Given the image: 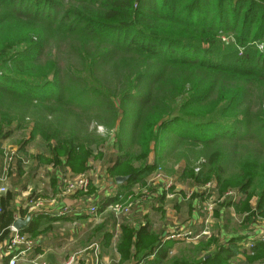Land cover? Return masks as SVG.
<instances>
[{
    "label": "trees",
    "instance_id": "trees-1",
    "mask_svg": "<svg viewBox=\"0 0 264 264\" xmlns=\"http://www.w3.org/2000/svg\"><path fill=\"white\" fill-rule=\"evenodd\" d=\"M4 26L11 30L0 35V135L7 130L3 137L11 136L14 124L24 126L32 108L43 109L35 133L71 147V153L96 141L64 132L60 121L51 120L58 106L81 108L80 118L94 110L110 113L118 150L110 171L115 178L129 175L126 184L138 177L118 168L131 160L135 144L142 149L138 158L145 160L153 151L155 161L179 142L216 145L205 156L207 177L256 196V211L264 215V0H0V29ZM220 33L235 34L237 45L214 54L205 45H213ZM54 43L67 44L82 60V70L72 73L75 86L64 85L57 65L47 73L37 71L47 55L52 57ZM108 65L126 82L118 85V79L116 98L105 100L88 79ZM223 150L241 162L238 174L225 176L223 163L218 164ZM117 199L106 196L100 208ZM13 200L12 191L0 197L3 235L15 220ZM36 219L22 232L33 236L42 221ZM134 234L124 229L117 246L122 255L145 251L146 233L139 231L135 240ZM258 245L263 253L252 260L264 256V244ZM221 252L226 256L202 258V264H230L235 240ZM146 254H155L154 260L168 257L161 242L140 257Z\"/></svg>",
    "mask_w": 264,
    "mask_h": 264
},
{
    "label": "rangeland",
    "instance_id": "rangeland-1",
    "mask_svg": "<svg viewBox=\"0 0 264 264\" xmlns=\"http://www.w3.org/2000/svg\"><path fill=\"white\" fill-rule=\"evenodd\" d=\"M9 30H11V27L9 26L2 27L0 29V35ZM235 37L236 35L232 33H220L217 37L218 39L213 45L205 46L214 54H224L231 49L226 48V46L233 45V47H236L237 44ZM257 45L260 50L263 49L262 43H258ZM50 52L52 57L47 55V57L44 58L38 66V73H47L52 67L57 65V67L61 69V81L64 85H67L70 82L72 83L71 86H75L77 76L72 73H74L77 69L82 70V60L78 59L72 49L67 44L63 43L60 44L59 47H57L56 43L52 44L49 48V53ZM52 77L53 76H51V79ZM124 78L125 77L120 74H116V67L108 65L97 70L94 77L92 76L91 80H88L92 82L94 87H97L102 91L105 100H109L116 98L117 80L120 79L118 85H122L126 82ZM57 109L55 110L58 114L57 117L52 116L51 120L56 121L57 119L60 121L64 132L74 131L77 133H85L83 135H89V138L96 141V143L88 144L86 146L77 145L70 153L71 147L63 146L55 139L50 141L43 139L39 134L37 135L35 133L34 127L36 119H39L41 122L44 116V110L38 108H32L30 113H26L27 116L24 121V126L19 127L17 124H14L12 128H10L12 130L11 136L6 138L3 137L7 132V130H4L0 135V155L3 148H15L18 151V159L15 165L14 176H12V185L13 187H18L16 198L19 208L28 211V209L32 207V205L37 202L39 198L48 202L62 201L65 198V195H63V192L66 189V183L64 182L65 178H71L75 175L85 173L90 177L89 185L87 187L89 197L88 202H90V204H95L98 207L97 213H101L102 217H106V220L109 219V217H114L115 225L116 218L113 210L116 204L122 205L124 203H133L130 212L123 215L124 217L121 216L122 218H125L126 216L129 217L131 213L137 211L138 206L148 202L151 195L156 194L158 185L153 183V178L156 175L157 169L161 168L167 179L172 180L173 183H175L176 180L174 177H171V175H178L177 178L180 179V183L185 187L184 199L189 203L187 204L186 212L187 220L190 218V214H192V212L197 213L199 212L198 210H203L208 207L209 203H212L214 207L212 219H214L216 208L219 209L221 206H226L234 209V215L231 214V216L229 215V217H227V219H234L232 223H228V226L233 228H243L244 226L246 227L252 222L257 221L259 223L264 222V215H260L259 211H256V196H252L250 198L248 197V193L237 192L236 187L234 186L226 188L224 185H220L215 179L207 177V168H205L206 165H204L206 163L205 156H209L214 153L218 147L216 145L209 148H204L202 145H199V147L190 146L187 144V141L179 142L168 155L164 154L162 159L159 158L157 161H155L153 151L145 160L138 158L137 156L142 152V149L136 144L133 145L131 160H127L124 165L120 166L118 168V172L122 173L131 171L134 172L138 178L131 181L129 186H127L126 189L120 193L111 191L112 194L110 196H118V199L109 206L103 209L100 208L102 200H100V202L99 200L96 201L95 197V193H97V191L101 192L102 190L100 188V181L97 183L95 177L97 168L102 167V169L106 168L107 170L105 173L107 177H105V181H103L105 187L109 186L108 182L110 180L112 181L111 184H113V187H118L115 181V175L113 174V171H110L111 167H113L115 163L114 157L118 154V150L114 145L117 134L116 124L111 122L110 119L112 116L110 113L100 114V112L94 110L92 113L95 114H81L84 117L80 118L77 116V113L81 108L77 110V108L69 107L62 110V107L58 106ZM71 111H73V113H71ZM77 117H79V119ZM68 152L70 153V157L67 156ZM188 159L192 160L190 165L188 164ZM221 163H223V167L226 170L225 176L238 174L241 162H238V158H234L233 155L226 150H223V154L218 161L219 165ZM29 173L31 174V177H27ZM206 183L213 184L214 187L211 192L200 190V192L195 195L194 191L191 190L193 186L201 187ZM23 185L26 187L23 188ZM231 191L240 194V199H223V196ZM169 193H171L170 189L167 191V194ZM173 193H175V190ZM188 196L189 198L187 199ZM195 199H198L197 203L194 205L190 203ZM97 202L99 203L97 204ZM39 214H43V212H40ZM139 215L141 214L139 213ZM67 218L69 217L62 218L60 220L62 225L65 226ZM98 220H100L99 217H96V220L92 221L87 233L94 235L95 230L99 235L97 236L95 234L93 237H89L88 242L95 243L102 239V244L104 243L109 248L112 242L110 239L111 236H113V240L115 238L116 246H118V238H116L115 232L113 233L111 231H107L108 228L114 227L111 226L113 222L110 223L109 226L106 225L108 223L106 222L101 228V226L98 227L95 225L99 222ZM187 224L188 223H186V225ZM186 227L187 229L185 230H188L189 228L193 231L196 230L191 226ZM65 228L66 230L69 229L67 225ZM101 230H104L102 236ZM44 232L45 230H42L40 234L42 235ZM195 233L197 234L200 232L195 231ZM33 237L35 239V236H32V238ZM185 241H189L191 244L195 243V241L188 239ZM198 241H201V239L196 241V246H193L192 244V247L190 248L191 251L199 252L203 249L202 246L199 245L201 242ZM76 245L80 246L81 242L79 241ZM262 253L263 251L260 252V254ZM141 254L142 253H140L139 256ZM174 254L168 256L164 262H166V264L203 263L202 257L193 258L190 254H185L179 258ZM112 259L115 260V258ZM138 260H143L145 263H149V257L147 254L144 256L142 255ZM251 264H254V262Z\"/></svg>",
    "mask_w": 264,
    "mask_h": 264
},
{
    "label": "crops",
    "instance_id": "crops-1",
    "mask_svg": "<svg viewBox=\"0 0 264 264\" xmlns=\"http://www.w3.org/2000/svg\"><path fill=\"white\" fill-rule=\"evenodd\" d=\"M106 168L98 167L96 171V180L97 183L100 181V188L102 189L101 192L97 191L95 193L96 201L104 200L106 196H110L114 191L116 193H120L126 189L129 184L122 183L117 184V188L113 187L112 181L108 182L107 187L104 185V178L107 177L105 175ZM12 173L8 191H12L14 194V200L12 205L15 209V220L18 218L26 219L30 214L31 218H37L36 220H42L37 232L33 235L35 236L32 238L30 234L23 233L22 231L27 228L30 223L22 230L21 233L30 236L35 241V246L33 248L32 253L27 258L20 259L17 264H30V260L33 257L40 258L41 261H44L48 264H63L67 261L71 255L76 254L79 259V264H96L94 257H93V248L92 242H88L89 237H93L95 234L98 236L99 234L87 233L89 226L92 224V221L96 220V217H99L100 220L95 225L96 226H114L113 228H108L107 231L115 232L116 238H118V243H120L122 235L124 233V229L131 228L134 231V240L137 238V233L141 231L145 234V251L148 248H152L161 242L163 245L167 247V256L176 255L177 257L181 258L185 254H190L193 258L202 257L204 260L209 259L210 257L216 256H226L222 254L221 249L223 247H227L232 240L236 242V252L231 256L229 263L230 264H251L252 261L254 263L260 262L264 260V256H259L258 259H251L260 254L263 249L258 245L254 253L247 252L243 247V240L252 234L253 231L261 230V224L257 222H252L250 225L244 226L243 228L240 227H231L228 226V223H232L234 219H227L229 215H234V209L232 207L221 206V208L215 210L214 219L211 218L210 227L211 232L210 234L201 236L197 240L201 242L199 245L202 246L201 251H191L192 244L196 246L197 240L195 243L185 241V240H164L165 236L172 230H176L178 228H184L185 226H191L193 229H196V232H201L204 227L203 222V215L200 212H192L190 214V220L186 219V212H187V201L184 200L185 195V187L182 186L180 183V179H178V175L174 177L176 182L173 183V186L170 188L171 193L167 194V190L164 189L163 183L158 184V189L155 195H151L150 200L145 204L138 206V210L131 213L125 218L116 219V224L114 225V217H109V221L106 220V217H102V214L96 213L95 215H88L82 212L83 209H86L89 206L90 202H88V190H77L73 194L68 195L65 197L64 202H56L54 201L48 202L46 200L38 199L32 207L25 211L24 217L21 216L20 211L23 210L19 208L17 205V198L16 192L18 190L17 186L13 187L12 182ZM27 177H31L29 173ZM109 179V178H106ZM16 183V182H14ZM1 184V183H0ZM26 186L23 185V188ZM107 189V190H106ZM175 190V193L173 191ZM194 191L195 195L200 192V187L193 186L191 189ZM190 190V191H191ZM7 191V192H8ZM6 192V193H7ZM189 192V191H188ZM4 193L3 195H5ZM1 195V196H3ZM0 196V197H1ZM40 202H43V205L36 206ZM97 202V204L99 203ZM198 202V199L190 202L193 205ZM70 205L74 210L75 213L71 216H67V220L65 221V226L69 227L66 230L65 226L61 224L60 220L66 217H57L55 213L47 211L49 209L54 210V208L58 207L59 205ZM95 205V204H90ZM32 211V213H31ZM43 212V214H39ZM81 212V213H80ZM141 215H139V213ZM35 214V215H34ZM44 215H48L44 216ZM88 215V216H87ZM228 215V216H226ZM34 216V217H33ZM124 217V216H123ZM47 218V219H45ZM45 219V220H44ZM44 221V222H43ZM12 223V225L14 224ZM186 223H188L186 225ZM226 227H225V225ZM228 227V228H227ZM45 230V232L41 235V231ZM67 231V232H66ZM101 236L104 233V230H101ZM38 233V234H37ZM93 239V238H92ZM111 245L108 248L104 243L102 244V239L98 240L97 243L100 245V259L98 264H166L163 260H154V255H151L149 258L151 259L149 263H143L144 261L140 262L138 257L139 255H134V250L131 249L126 254H121L117 250L115 238L113 240V236L110 239ZM9 241V233L7 235L0 236V264H8L9 257L2 256V253L5 252L7 249V243ZM81 242L80 246L76 244ZM101 241V242H100ZM83 244V245H82ZM143 251V252H145ZM141 252V253H143ZM112 258H115L113 260ZM250 259L252 260L250 262Z\"/></svg>",
    "mask_w": 264,
    "mask_h": 264
},
{
    "label": "built area",
    "instance_id": "built-area-1",
    "mask_svg": "<svg viewBox=\"0 0 264 264\" xmlns=\"http://www.w3.org/2000/svg\"><path fill=\"white\" fill-rule=\"evenodd\" d=\"M17 150L15 148H3L1 155H0V196L3 195L8 191V185L11 178L12 173H14L15 165L18 159ZM90 177L89 175L82 173L79 175H75L74 177H67L65 178L64 182L66 183V189L63 192V195L67 197L68 195L73 194L77 190L86 191L89 185ZM153 183L158 185L159 183H163V187L165 190H169L173 185V181L167 179L164 171L161 168H158L156 171V175L153 178ZM212 183H206L200 187V190L205 192H211L213 190ZM189 196L187 197V199ZM230 198L232 200H239L240 194L236 192H228L223 196V199ZM65 198L62 200L64 202ZM185 200V199H184ZM60 202V201H59ZM55 203V201H54ZM43 205V202H40L36 206ZM131 206L133 203H124L122 205L116 204L114 207L115 218L120 219L121 216L126 215L130 212ZM2 211V206L0 203V213ZM98 211V207L96 205H89L86 209H83L82 212L85 214L95 215ZM203 215V222L204 227L200 233H195L192 229H187L185 226L184 228H178L176 230L170 231L164 240L176 239V240H195L201 236L209 235L211 232L210 222L212 218V212L214 211V207L212 203L208 204V207L204 208L203 210H198ZM48 213L53 212L57 217H67L71 216L75 213V210L70 206L66 205H59L58 207L54 208V210L49 209ZM81 213V212H80ZM32 215V214H30ZM262 229L253 231L251 235L247 236L243 240L242 247L249 253H254L257 245L259 243L264 244V222L260 223ZM3 231H0V236L2 235ZM35 246V241L28 235L21 233L17 230L13 225L9 227V241L7 243V249L2 256L9 257L8 264H17L20 259L27 258L32 253L33 248ZM93 248V257L96 264L99 263L100 259V245L99 243L95 242L92 244ZM30 264H48L44 261H41L40 258L33 257L30 260ZM63 264H79V259L76 254L70 256V258L65 261ZM254 264H264V260L254 263Z\"/></svg>",
    "mask_w": 264,
    "mask_h": 264
},
{
    "label": "water",
    "instance_id": "water-1",
    "mask_svg": "<svg viewBox=\"0 0 264 264\" xmlns=\"http://www.w3.org/2000/svg\"><path fill=\"white\" fill-rule=\"evenodd\" d=\"M129 178V175H126V176H117L115 178V181L117 184H122L124 182H126ZM32 218H31V215H29L26 219H23V218H18L13 226L17 229V230H22L24 229L30 222H31Z\"/></svg>",
    "mask_w": 264,
    "mask_h": 264
}]
</instances>
